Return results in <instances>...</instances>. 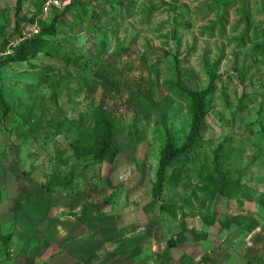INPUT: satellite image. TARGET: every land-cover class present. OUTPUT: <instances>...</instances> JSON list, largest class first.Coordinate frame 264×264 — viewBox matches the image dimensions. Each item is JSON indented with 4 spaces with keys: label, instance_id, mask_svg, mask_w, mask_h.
Instances as JSON below:
<instances>
[{
    "label": "rangeland",
    "instance_id": "rangeland-1",
    "mask_svg": "<svg viewBox=\"0 0 264 264\" xmlns=\"http://www.w3.org/2000/svg\"><path fill=\"white\" fill-rule=\"evenodd\" d=\"M42 3L0 0V48L40 16ZM82 3L43 23L50 33L26 62L0 68V164L20 186L7 210L22 212L35 187L49 193L48 211L35 203L47 212L43 238L52 245L39 257L68 261L64 239L81 237L70 229L110 225L114 249L140 242L141 214L140 246L153 260L169 244L191 248L182 258L198 257L203 237L225 226L222 215L232 228H264V0ZM110 87L116 95L104 99ZM198 95L200 134L161 189L166 143L187 144ZM59 219L66 237L56 233Z\"/></svg>",
    "mask_w": 264,
    "mask_h": 264
},
{
    "label": "crops",
    "instance_id": "crops-1",
    "mask_svg": "<svg viewBox=\"0 0 264 264\" xmlns=\"http://www.w3.org/2000/svg\"><path fill=\"white\" fill-rule=\"evenodd\" d=\"M0 141H2L1 132ZM0 155H2L1 150ZM6 170V167L0 164V264H52L51 260L53 259L48 254L43 257L38 255L40 253L42 256L41 252L46 251L47 253L52 248L50 242L43 238L46 235L45 229H48L49 226V219L46 220L45 216L47 215L46 210L48 211L50 206L49 193L47 192V194L42 186L35 187L29 191V200L24 204L22 212L7 210L8 205L15 199L11 192L12 188L20 186H18V179L15 177V181L11 180L10 171ZM35 203H41L46 207V210H40ZM142 219L146 220L142 214L137 215L136 225H134L139 233L143 231L144 235L140 242L147 240L145 238L147 234L144 232L146 225L141 223ZM221 220L227 221L224 223L225 226L219 229L212 228L209 231V236L203 237L201 240L203 252L194 259L182 258L183 251L191 249L186 244L180 245L177 252H175L177 247L174 244H169L170 247H168L165 257L157 260L147 258L149 254L147 246H140L139 240L132 241L128 238L126 239L128 240L127 244L120 246L119 249H114V246L108 244L109 240L106 241V233L113 229L107 225L98 229L85 227L86 232L70 229L69 236L76 238L81 235V237L75 244H67L66 238L64 239L63 249L66 253L64 258H67L68 261H62L59 255L57 257L59 261L56 264L66 262L69 264L71 262L73 264H264V228L257 227L254 230L241 227L232 228L234 226L233 218L222 215L219 223ZM111 222L109 224L116 223V221ZM129 224L131 223H125V225ZM128 227L131 229L130 226ZM55 229L56 233L61 234L62 237L69 234L66 228L62 230V219L57 221ZM96 231L100 234L99 240L93 239ZM217 232L218 236H216ZM89 235L92 237L89 238ZM223 244L224 246H222ZM187 252L189 253V251ZM176 256L180 258H175Z\"/></svg>",
    "mask_w": 264,
    "mask_h": 264
},
{
    "label": "trees",
    "instance_id": "trees-1",
    "mask_svg": "<svg viewBox=\"0 0 264 264\" xmlns=\"http://www.w3.org/2000/svg\"><path fill=\"white\" fill-rule=\"evenodd\" d=\"M43 3H44V0H43ZM43 3L41 5L40 9H42ZM82 4H85V3H79V2L75 1V2L72 3V5L68 6L65 9L67 11H69L71 8H73L72 6L82 5ZM40 13H41V10H40ZM36 19H31L29 21L27 20L28 22H26V23L34 22V21H36ZM57 20H58V18H55V22ZM41 27H42L41 34L37 38H35V39L31 40V41L25 42V43L21 44L19 47H17L16 50H15V54L13 56L3 60L0 63V68L5 63H11V62L12 63H23V62H26L28 60V55L32 51L37 49V47H38L37 44L39 42H41V41L43 42L44 36L50 33V30L47 28L48 26L42 24ZM13 40L14 39H12V41ZM8 45H6L4 47H1L0 50L6 49ZM116 90H117V88L110 87L107 91H104V95H105L104 99L107 98L108 94H109V96H112V97L115 96L116 95L115 94ZM196 98L198 99L200 105H199L197 117L195 119L194 127L192 129V132H191L189 138H188L187 144L184 145L182 149H177L172 139H169L167 141V143H166L164 158L162 159V162H161V169H160V174H159V187L161 189H162L163 183L165 181V176H166L169 168L172 166L173 162L178 160L180 157H182L183 155H185L187 152H189L191 150L193 144L195 143V141L197 140V137L200 134L201 122H202V118L204 116V109H203L204 101H203V97L201 95L196 96ZM0 105H4V103L2 102L1 93H0ZM4 109H5V105H4ZM110 116H113V115L110 114ZM105 121H106V123L108 122L107 123V125H108L107 128L110 130V125H109L110 119H109V121H108V119L105 120ZM111 137H112V135H111V133H109V137L108 138L106 137L103 141H101L100 148H99L100 150H99V153H98V158L99 159H103L106 156H108V151H109V146H110V142H111ZM221 194L222 195H226L225 193H221Z\"/></svg>",
    "mask_w": 264,
    "mask_h": 264
},
{
    "label": "built area",
    "instance_id": "built-area-1",
    "mask_svg": "<svg viewBox=\"0 0 264 264\" xmlns=\"http://www.w3.org/2000/svg\"><path fill=\"white\" fill-rule=\"evenodd\" d=\"M75 1L82 3L84 0H44L41 14L37 20L31 23L23 24L18 36L7 46L6 49L0 50V63L13 56L16 48L21 44L37 38L41 34L42 24L49 20L52 14L72 5Z\"/></svg>",
    "mask_w": 264,
    "mask_h": 264
}]
</instances>
